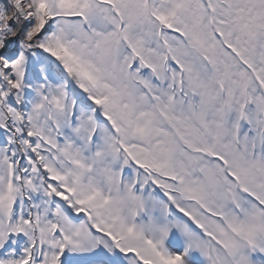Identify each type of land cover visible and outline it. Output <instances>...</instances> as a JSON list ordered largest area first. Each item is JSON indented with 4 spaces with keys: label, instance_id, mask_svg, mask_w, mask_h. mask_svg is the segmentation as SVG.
<instances>
[{
    "label": "snow or ice",
    "instance_id": "snow-or-ice-1",
    "mask_svg": "<svg viewBox=\"0 0 264 264\" xmlns=\"http://www.w3.org/2000/svg\"><path fill=\"white\" fill-rule=\"evenodd\" d=\"M0 264H264V0H0Z\"/></svg>",
    "mask_w": 264,
    "mask_h": 264
}]
</instances>
